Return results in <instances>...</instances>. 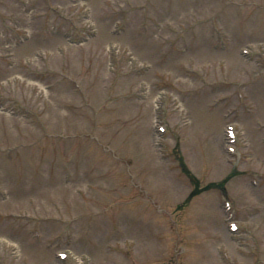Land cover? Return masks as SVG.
Returning <instances> with one entry per match:
<instances>
[{"label": "rangeland", "instance_id": "1", "mask_svg": "<svg viewBox=\"0 0 264 264\" xmlns=\"http://www.w3.org/2000/svg\"><path fill=\"white\" fill-rule=\"evenodd\" d=\"M43 1L0 0V264H264V191L231 233L172 154L264 174V0Z\"/></svg>", "mask_w": 264, "mask_h": 264}]
</instances>
